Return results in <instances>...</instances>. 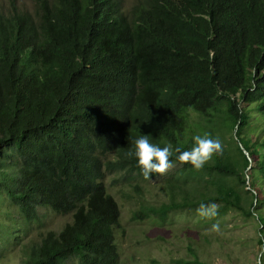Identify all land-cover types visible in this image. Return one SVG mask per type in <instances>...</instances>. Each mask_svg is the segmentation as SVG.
Instances as JSON below:
<instances>
[{
    "label": "trees",
    "instance_id": "trees-1",
    "mask_svg": "<svg viewBox=\"0 0 264 264\" xmlns=\"http://www.w3.org/2000/svg\"><path fill=\"white\" fill-rule=\"evenodd\" d=\"M33 3L0 7V208L39 228L46 211L72 222L41 231L23 264H117L120 209L104 179L144 178L126 155L140 135L171 143L177 164L175 148L190 150L195 135L219 138L223 153L199 171L180 164L164 189L181 202L134 218L216 202L247 217L255 209L264 226V140L250 135L253 118L264 121V0H137L128 11L123 0Z\"/></svg>",
    "mask_w": 264,
    "mask_h": 264
},
{
    "label": "rangeland",
    "instance_id": "rangeland-1",
    "mask_svg": "<svg viewBox=\"0 0 264 264\" xmlns=\"http://www.w3.org/2000/svg\"><path fill=\"white\" fill-rule=\"evenodd\" d=\"M136 1L123 0L124 9L128 11ZM16 4L30 9L34 7L33 0H16ZM7 5L8 0H0V7ZM240 105L247 106L244 102ZM255 118L250 131L251 139L262 142L264 121ZM229 138L230 135L227 134L232 154L239 161L240 156L234 150L236 143L230 142ZM261 153L264 154V150ZM249 161L248 169L256 167V162L250 157ZM174 164L175 167L167 175H155L151 179L135 177L128 180L123 171L106 170V189L120 209L119 227L113 229L118 253L117 264H173L175 260L190 261L192 264H255L257 255L263 251L260 243L263 240L262 227L256 215L247 217L234 208L210 202L219 206L218 215L212 219L202 218L197 214L199 203L167 212L164 220L153 214L141 218L133 217L140 208L170 204L173 200L181 202L180 196L172 199L170 190L164 189L166 180L179 176L182 171L180 164ZM248 169L243 172L247 180L246 187L242 189L241 185H236L241 196H244L242 190H249L251 186ZM204 178L207 176L204 175ZM197 180L199 178L189 179ZM257 180L255 186H259L264 193V178L258 175ZM2 213L5 215H1ZM69 222H72L70 215L46 211L43 227L39 228L34 223L25 225L16 209L0 208V226L3 225L0 230V264H23L26 259L25 250L38 241L41 231L59 232ZM217 223L220 226L218 232L212 230V225ZM9 226L12 233L4 237L3 232ZM3 238L8 240L9 245L1 243ZM188 245L192 246L200 263L194 261Z\"/></svg>",
    "mask_w": 264,
    "mask_h": 264
},
{
    "label": "clouds",
    "instance_id": "clouds-1",
    "mask_svg": "<svg viewBox=\"0 0 264 264\" xmlns=\"http://www.w3.org/2000/svg\"><path fill=\"white\" fill-rule=\"evenodd\" d=\"M194 146L187 151H181L179 147L175 148L178 153L176 161L179 164H190L195 170H202L213 155H222L223 145L219 138H212L210 134L205 133L203 136L195 135L193 137ZM134 150H129L126 155L129 158L135 157L137 166L142 170L145 179H151L152 174L159 176L167 175L175 164L170 159L173 156V146L167 143L164 147L154 145L150 142L148 135H140L133 141ZM256 204L259 202L256 201ZM219 206L215 203L200 204L197 208V214L206 219H212L218 215ZM253 215L257 216L255 209ZM264 227V226H262ZM213 231H219V224L212 225ZM264 238V236H261ZM255 264H264V251L260 252L255 260Z\"/></svg>",
    "mask_w": 264,
    "mask_h": 264
}]
</instances>
